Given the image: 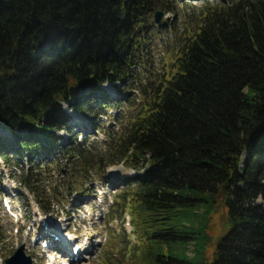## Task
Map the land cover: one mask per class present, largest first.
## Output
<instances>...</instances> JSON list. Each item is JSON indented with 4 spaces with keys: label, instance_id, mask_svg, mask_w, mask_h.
Wrapping results in <instances>:
<instances>
[{
    "label": "trees",
    "instance_id": "trees-1",
    "mask_svg": "<svg viewBox=\"0 0 264 264\" xmlns=\"http://www.w3.org/2000/svg\"><path fill=\"white\" fill-rule=\"evenodd\" d=\"M168 6L0 0L4 160L60 156L74 169L93 167L66 106L99 128L103 85L129 80L149 15ZM199 15L170 77L147 90L128 131L110 146L117 162L138 172L118 199H128L133 213L137 264H264V0H221ZM60 130L74 133L67 144ZM215 204L227 211L229 228L216 237L212 260L202 262Z\"/></svg>",
    "mask_w": 264,
    "mask_h": 264
},
{
    "label": "rangeland",
    "instance_id": "rangeland-1",
    "mask_svg": "<svg viewBox=\"0 0 264 264\" xmlns=\"http://www.w3.org/2000/svg\"><path fill=\"white\" fill-rule=\"evenodd\" d=\"M220 2L162 0V5H169L171 11L157 9L165 14L161 24L154 22V13L149 15L151 27L141 43L133 49L135 64L130 65L129 80L125 84L107 82L103 85L108 102L103 108L97 106L102 113L94 114L99 128L93 127L89 118L66 106L78 141L85 140L90 155L95 156L92 159L93 167H87V163H75L77 167L74 169L72 160L60 156L50 158L39 166H32L26 158H12L14 165L6 168V172L1 165L0 192L12 187L9 200L14 202L25 218L21 222H13L0 200V264L21 245H25V251L32 256L34 264H51V257L57 259L55 264H137L138 235L133 228V213L129 209V200L124 199L123 202L118 198L130 186L127 178L138 172L126 167L123 162H117L110 153V146L118 145L122 135L128 131L132 119L147 98V90L156 86L163 75L170 77L175 54L203 21L199 15L202 8ZM58 133L63 136L61 142L66 144L74 134L67 130ZM24 177L26 183L23 182ZM15 194L18 199H13ZM38 196L42 202H39ZM258 202L264 203V199L260 198ZM41 204L49 205V211L45 212ZM202 210L204 208L198 212ZM39 215L48 218L51 223L60 224L61 234L69 239L75 238L76 242L84 238L92 239V251L83 253L86 256L84 259L67 261L70 250H66V245H63L65 252L59 246H51V242H48L47 248L42 247V240L49 241V235H41V239L35 242L34 239L40 235V227H44L37 224ZM210 223L212 238L205 246L202 262L212 260L216 237L229 228L223 205L215 204ZM75 241L67 245L71 247Z\"/></svg>",
    "mask_w": 264,
    "mask_h": 264
},
{
    "label": "water",
    "instance_id": "water-1",
    "mask_svg": "<svg viewBox=\"0 0 264 264\" xmlns=\"http://www.w3.org/2000/svg\"><path fill=\"white\" fill-rule=\"evenodd\" d=\"M164 15L163 11L157 10L154 22L161 24ZM4 264H33V258L26 253L25 245H21L11 257L5 259Z\"/></svg>",
    "mask_w": 264,
    "mask_h": 264
},
{
    "label": "bare ground",
    "instance_id": "bare-ground-1",
    "mask_svg": "<svg viewBox=\"0 0 264 264\" xmlns=\"http://www.w3.org/2000/svg\"><path fill=\"white\" fill-rule=\"evenodd\" d=\"M75 110V109H74ZM76 111V110H75ZM78 112V111H77ZM80 113V112H79ZM82 114V113H81ZM82 115H84V114H82ZM85 116V115H84ZM112 170H114V169H112ZM11 187V186H10ZM12 188V187H11ZM40 220H41V218H40ZM41 222H39V220L37 219V224L38 225H41L40 224ZM49 225H51V227L53 228V230H54V232H55V234H58V235H60L61 234V230H62V227H61V225L60 224H58V225H55V226H53V224H49ZM42 232H43V230H42ZM50 232H51V230H50ZM45 233V232H44ZM46 233H47V231H46ZM74 237H76V236H74ZM54 241H55V244L57 245V246H60V243L61 242H58L56 239H54ZM66 242H68V240H65ZM87 243L88 242H83L82 240L79 242V244H77V246L79 245V247L81 248V249H85V248H87L88 247V245H87ZM89 243L91 244L92 243V241H89ZM74 247H72L71 249H73ZM62 250L65 252V250L62 248ZM53 260H54V262L55 261H57V259L56 258H53ZM53 262V264H55ZM62 264V263H61Z\"/></svg>",
    "mask_w": 264,
    "mask_h": 264
}]
</instances>
